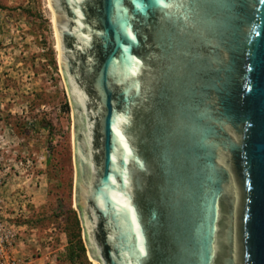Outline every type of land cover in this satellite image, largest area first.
Masks as SVG:
<instances>
[{
	"label": "water",
	"instance_id": "obj_1",
	"mask_svg": "<svg viewBox=\"0 0 264 264\" xmlns=\"http://www.w3.org/2000/svg\"><path fill=\"white\" fill-rule=\"evenodd\" d=\"M51 3L91 261L264 264V0Z\"/></svg>",
	"mask_w": 264,
	"mask_h": 264
},
{
	"label": "rangeland",
	"instance_id": "obj_2",
	"mask_svg": "<svg viewBox=\"0 0 264 264\" xmlns=\"http://www.w3.org/2000/svg\"><path fill=\"white\" fill-rule=\"evenodd\" d=\"M56 45L49 0H0V160L10 168L7 189L43 187V204L30 205L29 216L55 230L64 255L63 230L78 232L76 216L85 242L75 205L73 113ZM25 158L33 160L37 179L24 167L22 176L15 171ZM84 257L95 264L88 251Z\"/></svg>",
	"mask_w": 264,
	"mask_h": 264
},
{
	"label": "built area",
	"instance_id": "obj_3",
	"mask_svg": "<svg viewBox=\"0 0 264 264\" xmlns=\"http://www.w3.org/2000/svg\"><path fill=\"white\" fill-rule=\"evenodd\" d=\"M13 166L19 176L23 175L21 170L24 167L31 180L37 179L31 172L34 163L30 158ZM9 173L10 168L0 160V264H69L65 254H60L63 248L56 247L58 236L55 230L31 220L32 194L24 188L7 189ZM39 232L46 236L41 238Z\"/></svg>",
	"mask_w": 264,
	"mask_h": 264
},
{
	"label": "trees",
	"instance_id": "obj_4",
	"mask_svg": "<svg viewBox=\"0 0 264 264\" xmlns=\"http://www.w3.org/2000/svg\"><path fill=\"white\" fill-rule=\"evenodd\" d=\"M75 218H77L76 226L78 232H71V230H69V226H66V228H64L63 230L65 235L67 236L65 257L69 264H91L89 262H84V255L86 254L87 249L85 247V244L83 243V239L81 236L82 229L80 227V222L77 216ZM33 222L40 225V223L36 220H34Z\"/></svg>",
	"mask_w": 264,
	"mask_h": 264
},
{
	"label": "crops",
	"instance_id": "obj_5",
	"mask_svg": "<svg viewBox=\"0 0 264 264\" xmlns=\"http://www.w3.org/2000/svg\"><path fill=\"white\" fill-rule=\"evenodd\" d=\"M9 191H14V190H9ZM32 194V203L35 205V207L43 204V198H44V190L41 185L39 187H33V189L30 192Z\"/></svg>",
	"mask_w": 264,
	"mask_h": 264
},
{
	"label": "bare ground",
	"instance_id": "obj_6",
	"mask_svg": "<svg viewBox=\"0 0 264 264\" xmlns=\"http://www.w3.org/2000/svg\"><path fill=\"white\" fill-rule=\"evenodd\" d=\"M49 8H50V10L52 12V23L55 26V24H54L53 6H52V3H51V0H49ZM55 38H56V41H57L56 49H57V52H58V58H59V63H60L61 62L60 45H59V41H58V37H57L56 31H55ZM75 205H76V201H75Z\"/></svg>",
	"mask_w": 264,
	"mask_h": 264
}]
</instances>
